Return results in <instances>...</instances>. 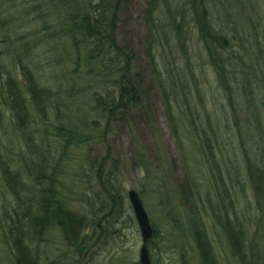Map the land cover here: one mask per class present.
<instances>
[{
	"label": "trees",
	"instance_id": "1",
	"mask_svg": "<svg viewBox=\"0 0 264 264\" xmlns=\"http://www.w3.org/2000/svg\"><path fill=\"white\" fill-rule=\"evenodd\" d=\"M143 1L146 5L144 52L177 143L179 128L172 102L186 114L190 125L197 129L202 124L199 113L203 109L201 100L199 107L192 103L190 82L195 86V74L191 64V35L185 30V10L191 16L206 60L214 69L218 84L227 93L229 100L232 99V80L237 79V74H243L242 92L250 113L246 123L250 128L245 130L248 133L245 135L244 146L246 174L253 183L258 200L264 203V163L258 164L256 155L251 157L254 151L247 154V148L251 150L254 142L249 134L251 129L256 136L260 135L257 134L260 125V101L256 99L258 78L256 72L245 65L249 58L247 52L251 49L250 39L254 37V42L258 41L257 32L261 25L259 16H250V0H231L236 7L242 8V18L239 19H236L239 16L237 8L226 13V0H184L178 16L170 12V0ZM258 3L261 7L264 0H255V4ZM122 6V0H36L33 8L39 10L43 22H47L49 17L57 20L58 29L48 35L57 38L53 49L56 50L58 35L61 36L60 44L65 47L63 58L57 56L60 59L57 61L62 63L60 71L70 82L63 92L64 96L58 90H52L49 80L41 82L33 67L29 66L36 62L33 50L28 48L30 41L19 32H14L13 36L3 35L8 63L3 66L0 58V147L4 150V156L11 158L12 148L4 139L5 126L12 127L20 134L26 153L18 159L23 162L27 177L32 181L28 189L21 191L22 197L18 187L9 185L15 204L11 211H4L3 221L13 249L14 264H51L45 263L39 249L47 242L48 233L54 229L63 231L69 238L80 239L76 253L78 257L69 264H81L79 258L91 254L107 235L118 232L115 226L119 224V204L127 192L121 194L122 189L113 169L109 167L107 170L103 160H92L83 170L80 163L72 164V159L76 161L72 156L74 150L86 147L91 142H104L103 137L110 131L112 121L123 120L126 111L140 102L142 76L134 66L136 56L131 48L117 42L115 34ZM163 6L168 9L166 14L169 18L166 20L162 19L165 14ZM10 14L7 8L0 12V29L8 24L7 17ZM168 27H171L170 31ZM44 29H48L46 24ZM253 60L257 63L263 60L262 50L254 54ZM16 64L19 65L18 71ZM50 73L54 77V71L50 70ZM74 83L78 88L74 87ZM77 94L83 96L88 117L78 120L75 116V123H72L66 110L70 109L73 96ZM90 111L96 113L97 118L89 123ZM39 125L43 129H38ZM87 126L91 127L90 132L83 130ZM33 127L37 133L34 142L31 134H27ZM212 135H215L214 131ZM206 141L209 149L212 145L207 137ZM216 146L223 155L217 141ZM207 155L212 159V153ZM2 158L0 167L6 182L17 184L15 178L18 171L12 170L10 164L3 162ZM137 160L145 166L139 156ZM81 181L88 183L84 188L93 193L88 196L94 207L89 217L80 210L81 202L73 200L75 189L81 185ZM197 196L200 197L199 194ZM84 197H87L86 192L81 193L78 199L81 201ZM221 199V203L225 202L224 197ZM187 201L189 209L186 210V231L196 246L198 264H220L204 223L195 209V201L192 196ZM103 210L108 211L100 214ZM224 210L228 208L224 207ZM222 211H213L217 224L227 240L236 243L237 236L241 234L245 237L244 230H239L235 222L232 224L231 219L224 216ZM174 225L177 226L176 223ZM155 236L156 229L153 228L152 238ZM152 238L147 245L152 242ZM254 243L259 244L257 241L251 243L253 255L250 258L264 264V252ZM245 254L244 249V264ZM84 264H89L88 259L84 260Z\"/></svg>",
	"mask_w": 264,
	"mask_h": 264
},
{
	"label": "rangeland",
	"instance_id": "2",
	"mask_svg": "<svg viewBox=\"0 0 264 264\" xmlns=\"http://www.w3.org/2000/svg\"><path fill=\"white\" fill-rule=\"evenodd\" d=\"M122 1L123 6L119 13L115 34L117 42L131 48L136 56L134 66L142 76L140 102L126 111L123 120L112 121L110 131L103 137L104 142H91L86 147L74 150L72 158L75 157L76 161L72 159V164L80 163L84 170L92 160L97 162L103 160L107 170L109 167L113 169V174L117 177L122 189L121 194L130 189L138 193L151 225L156 229V236L147 245L152 264H184V262L185 264H198L199 256L196 246L189 237V232L186 231V210L189 209L187 198L189 196H192L195 201V209L198 210L197 214L204 223L206 234L220 264H239V261L227 251L225 236L217 224L213 211L223 210L224 216L239 221L245 233L246 245L250 246L251 243L257 241L259 244L254 243V245L264 252V203L255 195L253 183L246 174L244 158L245 135H248L245 130L250 128L246 124L250 113L242 92L243 74H237V79L232 80V99L229 100L227 93L218 84L214 69L206 60L191 16L185 10L183 12L185 30L191 35V64L195 74V86L193 82H190L192 103L199 107L200 100L202 101L203 109L200 110L199 121L203 128L198 127L197 129L191 126L186 114L172 102L179 128V142L177 143L171 132L157 82L144 52L146 5L143 0ZM183 2L184 0H170V12L178 16ZM35 3L36 0H0V12L4 8L11 12L7 17L8 24L0 29V58L5 66L8 58L2 42L3 35L13 36L14 32L22 33L30 41L28 48H31L35 54L36 62L29 66L33 67L34 73L41 82L45 83L49 80L52 90H58L62 94L70 85L66 75L60 71L62 63L57 61V59L60 60L57 56L63 58L65 47L60 44L61 36L58 35V43L55 44L57 46L54 50L52 46L57 38L53 39L48 36L54 29H58L57 20L55 17H49L47 22H43L39 10L33 8ZM162 8L165 11L162 19L166 20L169 18L166 14L168 9L165 6ZM235 8L239 12L236 19L242 18V8L236 7L231 0H226V13L234 11ZM249 8L250 16H259L261 24L257 32L258 41L254 42V37L250 39L249 48L251 49L248 48L249 58L245 63L248 69L256 72L255 75L258 78L256 99L260 101V114L258 112L260 125L257 134L260 135L256 136L251 129L249 134L254 142L250 147L251 150L247 148V154L254 151L250 154L251 157L256 155L257 163L263 165L264 4L260 7L259 3L255 4V0H250ZM218 11L221 12L220 9ZM44 24L47 30L44 29ZM170 28L168 27L169 31ZM260 50L263 52V60L257 63L253 60V56ZM18 67L19 65L16 64V71L19 70ZM50 70L54 71V77H51ZM253 79L254 77L251 78L252 81ZM74 87L78 88V85L74 83ZM62 95L64 96L65 93ZM66 111H68L66 115L73 120L72 123H75V116L78 120L88 117L86 103L80 94L73 96L71 107ZM96 118V113L90 111L89 123ZM254 122L256 124L255 120ZM37 128L43 129L40 125ZM5 129L4 139L6 144L12 148L13 154H10L11 158L5 157L4 150L0 147V157H3V162L7 161L10 164L12 170L18 171V174L15 178L17 184L7 183L0 167V264H14L13 249L3 221L4 211H11L15 204L13 191L9 185L18 187L20 197H22L21 191L28 189L32 181L27 177L23 162L18 159L20 155L26 153V147L20 134L8 125ZM90 129L89 126L83 127L86 132H90ZM212 131L215 135H212ZM27 134H31L34 142L37 138L36 128H31ZM206 137L212 145L209 149L206 145ZM216 141L223 155L216 149ZM207 152L212 153V159ZM138 156L145 166L137 160ZM86 186L88 183L81 181V185L75 189L73 200L77 203L81 202L80 210L89 217L94 207L88 196H92L93 193L85 190ZM83 192H86L87 197L80 201L78 197ZM198 194L201 198L197 196ZM222 197L225 200L223 203L220 202ZM119 207L120 212L117 219L119 224L115 226L118 230L115 232L117 235H107L104 241H99L91 254L79 258L81 264H84L86 259L89 264H136L139 262L141 236L127 196L123 197ZM224 207L228 210H224ZM107 211L103 210L99 213L106 214ZM175 223L177 226L174 225ZM258 226L261 227L258 229ZM46 237L47 242L39 249L42 251L45 263L69 264L77 259V245H80V239L69 238L59 229L50 231Z\"/></svg>",
	"mask_w": 264,
	"mask_h": 264
},
{
	"label": "water",
	"instance_id": "3",
	"mask_svg": "<svg viewBox=\"0 0 264 264\" xmlns=\"http://www.w3.org/2000/svg\"><path fill=\"white\" fill-rule=\"evenodd\" d=\"M127 197L132 207L141 236L142 244L139 249V263L152 264L147 243L153 236V227L138 193L135 190L130 189L127 191Z\"/></svg>",
	"mask_w": 264,
	"mask_h": 264
},
{
	"label": "flooded vegetation",
	"instance_id": "4",
	"mask_svg": "<svg viewBox=\"0 0 264 264\" xmlns=\"http://www.w3.org/2000/svg\"><path fill=\"white\" fill-rule=\"evenodd\" d=\"M231 222H232V224L234 222H235V224H238L239 225V230H241L242 225L239 223V221L231 220ZM224 239H225V242H226L227 251H229L233 255L235 260L239 261V264H244L243 257H242L244 249H245V252H246V254H245L246 255V262H245V264H261L257 260H255V261L251 260L250 257L253 255L252 248L250 246L246 245V241H245V238H244L243 235L240 234L239 236L236 237V243L232 242L233 240L231 242H229L226 237ZM233 243H234L235 247L232 245ZM263 247H264V242H263ZM234 251H236V252H234ZM237 251H239L240 253L237 252Z\"/></svg>",
	"mask_w": 264,
	"mask_h": 264
}]
</instances>
